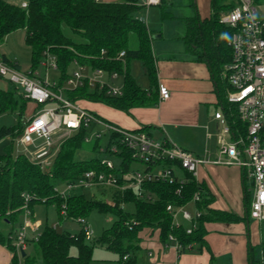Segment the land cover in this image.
<instances>
[{
	"label": "trees",
	"instance_id": "obj_1",
	"mask_svg": "<svg viewBox=\"0 0 264 264\" xmlns=\"http://www.w3.org/2000/svg\"><path fill=\"white\" fill-rule=\"evenodd\" d=\"M255 1L258 4L262 3V0ZM228 7V0H211L213 12L210 17L186 18L188 30L184 39L189 50L197 52L208 62L212 77L217 82L218 96L227 121L231 126H237L245 131V126L239 120L237 105L227 99V91L232 87L226 77L224 65L230 60L231 54L229 47L224 51L221 49L222 23L219 19L221 12ZM142 8L138 0H27L25 7L0 0V43L10 32L25 29V40L32 53V66L29 71L33 73L37 70L46 54H50L55 57L61 73L59 84L67 80L70 68L76 65L103 68L123 75V94H110L106 88L93 87L85 82L77 88L67 90L66 94L73 101L77 99L100 101L127 112L136 106L157 105L159 102L157 60L153 53L147 23L138 19V12ZM162 14L164 18L171 16L164 7ZM64 25L80 39L76 40L69 36L64 31ZM131 32L138 36L137 48L129 46ZM121 50L125 51V56L123 59H117ZM4 59L21 69L19 62L5 55ZM132 59L143 61L150 80L149 88H143L131 74ZM12 84V88L0 87V112L17 111L18 122L15 125H2L0 140L7 136L21 135L25 126L26 119L22 118L29 99L19 92L14 83ZM86 130L87 126L82 125L60 144L51 171L43 170L40 162L29 159L27 155H16L12 148L0 155V244L6 245L12 252V264H38L39 259L44 264H90L94 244L118 252L123 264H138L131 253L140 249V241L146 234L157 233L164 244L170 243V234L176 236L182 244L179 253H183L202 248L207 231L206 222L239 219L235 212L213 208L211 203L214 201V195L209 191L206 182L195 178L186 170L182 177L180 176L183 182L179 179L172 182L152 180L145 181L141 190L137 187L115 188L114 204L101 199H89L84 193L62 196L56 189V184L62 181H77L88 170L113 172L123 185L127 182L122 174L132 161H136L132 158V150L121 142L116 132L112 131L104 151L119 155L122 158L120 167L109 169L95 157L76 159L77 151L87 139ZM134 130H143L152 135L148 125ZM112 144L117 145L116 152L111 150ZM162 164L170 162L165 161ZM196 191L200 196L196 206L201 210V214L196 218L192 232H187L188 226L176 223L168 205H186L191 202ZM24 193L32 195L28 201L31 208L34 203L53 202L61 213L77 218L82 224L81 230L78 233L58 232L55 228L46 226L37 238H28V247L32 250L24 249L25 255H22L14 244L16 230L6 232L4 226L21 225ZM250 201L247 192L248 212ZM127 202L134 203V211L123 209L122 204ZM93 209L112 212L117 218L110 227L104 229L93 244H90L85 241L87 222L81 219L86 220L85 217ZM189 244L192 245L191 248H187ZM71 246L77 247L76 255L70 252Z\"/></svg>",
	"mask_w": 264,
	"mask_h": 264
},
{
	"label": "built area",
	"instance_id": "obj_2",
	"mask_svg": "<svg viewBox=\"0 0 264 264\" xmlns=\"http://www.w3.org/2000/svg\"><path fill=\"white\" fill-rule=\"evenodd\" d=\"M161 2L162 0H138V4L145 9L159 5ZM228 2L229 7L221 12L219 19L223 26L229 25L226 26L229 29L227 45L231 58L225 65V74L232 88L227 91V99L237 105L239 120L245 126V131L237 126H231L223 112H216V118L222 122V135L218 138V152L215 157L204 159L167 138L160 139L143 130L118 126L64 96L65 90L77 88L85 82L93 87L106 88L110 94L121 95L124 88L110 84V80L119 75L117 71L109 72L103 68L76 65L66 80L68 88H64V84H59L56 80L41 78L37 70L32 73L16 68L5 61L4 54L0 51V76L8 77L26 98L33 100L38 106L32 116L25 120L24 130L17 139L26 146L34 144L40 138L45 140L47 147L39 148L34 159L31 160L48 163V156L53 153L56 155L60 144L67 137L82 125L88 126L94 120L116 132L121 142L132 150V158L144 164V169L123 173L122 177L126 179L127 186L120 184L113 172L88 170L79 180L68 182L69 188L78 183L81 186L97 184L114 188L137 187L141 190L145 181L172 182L179 179L183 182L175 167L188 171L198 179V169L202 164L237 165L246 169L253 181L250 217L264 221V13L259 11V4L255 0H228ZM21 6H27V2ZM138 19L146 23V16H138ZM124 56L125 51L121 50L116 58L123 59ZM42 64L47 68H57L56 59L50 54H46ZM159 94L160 99L170 97V91L163 83L159 84ZM226 133L232 135L234 142L228 143L225 140ZM53 135H57L56 140L53 139ZM99 135L100 133L97 134ZM111 150L116 152L117 145L112 144ZM165 161L170 164H162ZM101 163L109 169L115 168L109 159L102 160ZM60 194L64 196L63 193ZM24 197V218L16 230L14 240L19 253L21 249L26 248L28 238H37L40 233L38 225L31 220L32 209L28 201L32 195L24 193ZM199 199V193L196 191L191 202ZM188 204L168 205V209L174 214V218L179 211H183V217L190 222L187 232H192L201 210L197 208L192 214L185 210ZM81 220L85 222L84 219ZM176 223L179 224L177 221ZM85 228L86 236L90 238L91 232L87 224ZM169 240L178 251L182 248L176 236L170 234ZM191 246L189 244L187 248Z\"/></svg>",
	"mask_w": 264,
	"mask_h": 264
},
{
	"label": "crops",
	"instance_id": "obj_3",
	"mask_svg": "<svg viewBox=\"0 0 264 264\" xmlns=\"http://www.w3.org/2000/svg\"><path fill=\"white\" fill-rule=\"evenodd\" d=\"M8 1L18 5L27 2V0ZM174 2L175 0H162L159 5L141 9L143 16H146V23L153 7L160 12L162 19L172 20L171 24H163L161 29L155 31L157 35L154 38L157 41L152 42L153 53L157 60L158 84L163 83L168 87L170 97L160 99L158 92L159 102L157 105L136 106L130 108L128 112L107 105L110 107L108 113L111 119L104 118L96 109L85 103V101L90 102L91 100L77 99L76 102L105 120L124 128L136 129L148 125L149 131L154 137L167 138L174 144L194 153H196L194 150L203 151V154L208 155L206 159H212L218 152L217 148L213 146L214 139L217 141L214 129H219V125H222L215 113L219 111V106L225 116L223 104L218 96L217 82L212 77L208 62L197 52L189 50L184 39L188 30L186 18L199 16L201 19H205L210 17L213 12L211 0H189L187 5L192 8V12L189 14L182 10L175 13L172 10ZM162 7L171 13L170 17L162 16ZM176 20H178V24H174ZM24 31L26 36V30ZM220 33L221 49L224 51L228 47L229 29L222 25ZM3 54L10 58L8 54ZM13 61L18 62L17 60ZM130 72L138 82L133 64L130 65ZM139 84L141 85V83ZM212 105L215 107L214 114L211 110ZM210 154L213 155L209 156ZM210 166H214L215 174L221 180L218 184L219 188L221 186V195L219 194L211 206L223 211L235 212L239 215V219L206 222L207 231L204 245L201 249L189 252L179 253L173 243H162L157 233L144 235L140 241V248L149 249L148 255L151 264H262L264 260V221L250 217L246 204L248 191L244 187L243 195L241 194L242 187L237 176L240 171L244 173L247 170L237 165L225 167L226 165L202 164L198 169L199 180L206 182L200 177V169L203 167L208 171ZM224 176L228 179H225ZM240 198L244 200L243 203ZM250 198L252 197L250 196ZM189 225L188 221L186 226ZM27 248L28 243L25 249ZM0 264H12V252L4 244H0Z\"/></svg>",
	"mask_w": 264,
	"mask_h": 264
},
{
	"label": "rangeland",
	"instance_id": "obj_4",
	"mask_svg": "<svg viewBox=\"0 0 264 264\" xmlns=\"http://www.w3.org/2000/svg\"><path fill=\"white\" fill-rule=\"evenodd\" d=\"M188 1L189 0H175L172 10L175 13L181 10L187 14L191 13L192 8L189 5H187ZM167 9L169 8L167 7ZM258 9L260 12L264 13V0H262V3H259ZM145 14H146V10H145ZM138 15L143 16V11L141 9L139 10ZM169 20L170 19L168 20L162 19L160 16V12L156 8L153 7V9H151V13H149V18L147 19V26L151 34V44L152 42L157 41V39L154 38V36L157 35L155 31L161 29L163 24L166 25L171 24L170 22H172V20L171 21ZM175 23L178 24V20L174 21V24ZM226 26L228 27L229 25L227 24ZM24 30L25 29H18L7 34L4 40L0 43V51L2 53L8 54L10 58H12L13 60H17L21 64V69L23 71L28 72L32 66V53H31V47L27 44L25 40ZM64 31L74 39L76 40L80 39V37L75 35L66 25H64ZM129 46L130 48H137L139 46L138 36L135 32H131L129 34ZM153 48L154 45L152 44V49ZM158 58L160 59L159 56ZM42 62L37 67L38 75L43 79L47 77L51 81L53 80L59 81L61 76L59 69L54 67L47 68L45 65L42 64ZM131 64H133L134 73L135 76L137 77L138 82L141 83V85H143L142 87L144 88L149 87V80L146 75V69H145V65L143 64V61L140 59H132L130 65ZM72 69L73 67L70 68L69 73L72 72ZM63 84H64L63 85L64 88H68L66 81H64ZM110 84L112 86L123 87V75L119 74L118 76L111 79ZM0 87L4 89L12 88L13 84L12 82L9 81L8 77L0 76ZM67 90H65L64 96L68 97V95L66 94ZM19 92L21 93L20 90ZM85 103L90 107L96 109V111H98L102 116H104V118L106 119L109 118L110 115L108 113L109 112L108 109L110 107L107 106L108 104L100 101H90V102L85 101ZM37 107H38L37 104L33 100L29 99L27 101V106L23 116L24 118H22V120L30 118L35 108ZM211 110H212V114H214L215 107L213 105L211 106ZM218 110L222 112L219 106H218ZM17 122H18L17 111L13 113L0 112V127L2 125H10V124L15 125L17 124ZM221 129H222L221 124L219 125V129L218 128L216 130L214 129L215 131L214 136L215 138H217V141L216 139H214L215 143L213 146L215 148H218V138L219 136L222 135ZM98 133H100L99 136H97ZM110 134H111V128H108L98 123L97 121L92 120L90 124L87 126V130L85 133L87 139L84 140L82 147L77 151L76 159H89L94 157L99 158L101 161L109 159L112 161L114 167L116 168L120 167L122 163V158L119 155H115L107 151H104V148L109 141ZM19 136L20 135H16L12 137L7 136L0 140V155L4 154L8 149L12 148L13 152L16 155L24 154L27 155L29 159H34L35 153L39 148L44 146L47 147L46 142L43 138L37 139L34 144L26 146L25 144L17 140ZM56 138L57 135H53V139L56 140ZM224 138L228 143L234 142V139L230 133H226ZM194 151L200 157L204 159L208 158V155L202 153L203 151H197V150ZM211 155L213 154H210L209 156ZM54 156H55L54 153L48 156V163L40 160L43 170L51 171L53 169ZM218 166H224V165H218ZM225 167H229V166L226 165ZM137 169L143 171L144 164L139 161H132L129 168L126 169L125 173H132L134 170ZM175 171L178 173V175H183L184 173V169L180 167H175ZM237 176L240 179V184L242 187L241 194L243 195V190L245 187L249 195L252 197L253 184H252V179L249 177L248 171L244 173L240 171ZM200 177L201 179L203 178L206 180L209 191L214 195V200L217 199L219 194L221 195V186L220 188L218 186L221 180H219L217 174H215L214 166L208 167V171L205 168L201 167ZM224 178L228 179V177L225 176ZM127 185L128 183H125L123 186H127ZM56 189L60 193H63L64 196H68L73 193H84L85 196L89 199L96 198L107 201L108 203L114 202L113 201V192L115 189L114 187H102L97 184L90 186H81L78 185V183H76V185L69 188L68 182L62 181L56 184ZM241 202L243 203L244 200L242 199ZM122 207L124 210L130 212L134 211L135 209L134 203L132 202L124 203L122 204ZM31 209H32L31 220L38 225L40 231H42L46 226L53 227L58 232L69 231L70 233H78L81 230L82 224L80 223V221L75 217L68 216L64 212L61 213L58 206L53 202L34 203ZM196 209H197L196 202H190L187 206H185V210L191 212L192 214H194ZM20 218L21 221L23 222L24 208ZM116 218H117L116 214L112 212H102L99 209H93L91 213L85 217L86 219L85 221L87 222V225L91 232V237L90 238L86 237L85 241L90 244H93L94 241L101 236L104 229L110 227L113 224ZM175 220L178 223H182L184 225L188 224V221L183 217V211H179L177 213ZM15 227H17V225H15ZM15 227L4 226V230L6 232H8L11 229L15 231L14 229ZM27 249L30 251L32 250L31 247H28ZM148 251L149 249L142 247L139 250L133 251L131 253V256L136 259L138 264H151ZM70 252L76 255L78 253L77 247L71 246ZM38 264H44V263L39 259ZM90 264H123V261L122 259H120V255L118 252L111 250L105 246L94 244L92 260Z\"/></svg>",
	"mask_w": 264,
	"mask_h": 264
},
{
	"label": "water",
	"instance_id": "obj_5",
	"mask_svg": "<svg viewBox=\"0 0 264 264\" xmlns=\"http://www.w3.org/2000/svg\"><path fill=\"white\" fill-rule=\"evenodd\" d=\"M21 253H22V255H25V250L21 249Z\"/></svg>",
	"mask_w": 264,
	"mask_h": 264
}]
</instances>
